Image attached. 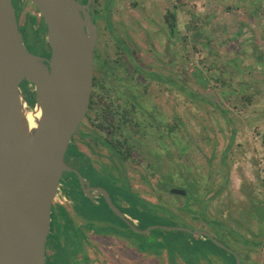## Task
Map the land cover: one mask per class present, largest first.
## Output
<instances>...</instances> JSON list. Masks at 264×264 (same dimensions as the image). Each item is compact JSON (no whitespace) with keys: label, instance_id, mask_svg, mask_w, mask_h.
<instances>
[{"label":"rangeland","instance_id":"374dc122","mask_svg":"<svg viewBox=\"0 0 264 264\" xmlns=\"http://www.w3.org/2000/svg\"><path fill=\"white\" fill-rule=\"evenodd\" d=\"M91 5L100 6L97 10L104 14L118 8L114 18L122 14L130 30L138 28L143 34L144 68L154 71V80H144L143 155L155 158L160 171L168 169L171 183L164 190L182 189V181H192L189 187L196 197L210 199L203 212L195 203L192 213L181 211V226L211 230L210 222L216 220L222 226L211 232L215 238L243 257L244 264H263L264 247L259 246L264 243V0H91ZM171 14L174 19L168 23L166 15ZM20 15L31 42L37 19L24 11ZM126 165L130 184L144 199L158 203L155 197L162 196V202L174 208L171 197L177 195L145 192L148 185L132 176V164ZM136 166L147 175L144 163ZM148 176L154 186L162 179ZM124 193L135 207L142 205L139 197ZM126 209L145 224L143 229L167 226V217L158 212ZM103 210L89 212L97 230L121 232L154 254L166 252L169 264H176V257H186V264H207L208 257H216L218 264H234V258L212 242L208 249L189 245L188 239L197 238L158 228L134 235Z\"/></svg>","mask_w":264,"mask_h":264},{"label":"water","instance_id":"95a60500","mask_svg":"<svg viewBox=\"0 0 264 264\" xmlns=\"http://www.w3.org/2000/svg\"><path fill=\"white\" fill-rule=\"evenodd\" d=\"M28 1L45 24L48 60L25 48L12 0H0V264H45L50 212L61 175L73 171L82 181L64 163V155L89 103L96 42L88 14L91 0L85 5L76 0ZM22 81L33 87L31 107L20 90ZM28 114L36 116L33 127ZM99 191L112 214L134 235L157 228L184 231L208 239L229 253L234 264H241L240 257L209 231L178 224L140 228L138 217L121 212ZM168 193L186 196L180 188Z\"/></svg>","mask_w":264,"mask_h":264},{"label":"flooded vegetation","instance_id":"af4514ba","mask_svg":"<svg viewBox=\"0 0 264 264\" xmlns=\"http://www.w3.org/2000/svg\"><path fill=\"white\" fill-rule=\"evenodd\" d=\"M76 1L81 5L86 3ZM12 5L19 36L25 48L30 53L48 60L50 49L45 41L46 27L43 19L28 0H12ZM97 7L100 6H92L90 3L88 12L96 29L89 103L83 119L71 135L64 155V163L77 171L82 181H79L73 171L62 173L51 207L45 255L49 236L53 233L56 223L65 222L67 226L73 225V228L80 222L94 225L96 220L89 215V212H96V209L109 210L99 190L107 193L111 201L124 213H128L125 212L126 207L129 208L130 203L132 204L124 196L125 191L127 194L139 197L140 200L144 199L140 194L142 192L130 184L126 163L132 164V176L148 185L150 190L145 192L152 190L155 195L158 191L160 178H157L156 186L151 185L149 174L168 179L165 174L168 169L164 168L160 171L157 160L150 156L144 157L141 148L144 80L145 78L154 80L151 78L154 71L144 68L143 34L138 32V28L130 30L122 19L124 18L122 14H119L118 19L114 18V14L119 13L118 8L113 7L104 14L102 10L98 11ZM21 11L37 19V22H34L35 39L31 42L25 35L26 22L21 19ZM20 90L31 107L34 103L32 85L22 81ZM138 163H144L147 167V175L141 173L136 166ZM155 198L158 202L157 197ZM141 208L136 205L137 212ZM195 225L191 224V227L203 229ZM103 230L106 233L101 237L113 236L112 231ZM206 231L211 233L214 229ZM115 235L118 240H125L121 232ZM263 244L261 243L259 247H264ZM240 260L241 263H245L243 257H240Z\"/></svg>","mask_w":264,"mask_h":264},{"label":"crops","instance_id":"0c3cea01","mask_svg":"<svg viewBox=\"0 0 264 264\" xmlns=\"http://www.w3.org/2000/svg\"><path fill=\"white\" fill-rule=\"evenodd\" d=\"M53 230L49 236L45 264H169L166 252L154 254L152 249L150 251L138 247L134 240L120 241L112 235L103 238L101 235L106 231L97 230L91 223L80 222L73 228V225L67 226L65 222H59L54 225ZM69 230L72 232L69 233ZM187 241L189 245L198 244L199 247L210 248L206 238L198 237ZM181 258L176 257L175 263L186 264V257ZM206 263L218 264L219 261L216 257H208Z\"/></svg>","mask_w":264,"mask_h":264},{"label":"trees","instance_id":"16d2710c","mask_svg":"<svg viewBox=\"0 0 264 264\" xmlns=\"http://www.w3.org/2000/svg\"><path fill=\"white\" fill-rule=\"evenodd\" d=\"M170 18L174 19V15L173 14L166 15V21H168V23L171 22V21L169 22ZM170 25L172 26V23ZM151 78L153 79V77H151ZM263 141H264V137H263ZM226 168L227 167L225 165V159L223 157V160H222V171L225 174V179H227V176H226L227 175V173H226L227 169ZM184 170L185 169H183V171ZM179 174L181 176H183V173H179ZM170 181H171V179L169 177H168V179H160L159 182H158V191H164L165 193L168 194V191L164 190L163 188L166 185L170 184L171 183ZM183 184H185V186ZM192 184H193L192 181H184V182L182 181V185H183L182 189L185 190L186 196L185 197H180V196L171 197V198H173L176 201V203L173 206L174 208L170 209L168 205H166V204H164L162 202V196H157L158 203L152 204L151 202L147 201L146 199L141 200V202H142V205H141L142 211L145 214L146 213L147 214H149V213L153 214L154 212H158L159 215H162V217H165V218L167 217L168 219L166 218L165 222H163V223H166V225H176V224L182 225V224H180V221H181V218H182V216L180 214L181 211H186V212L192 213L193 211L191 210L190 206H191L192 203H195V204H198L199 210L201 212H203L204 208L207 206V201L210 200V199H206V200L199 199V197H196V195H195V194H197L196 191L194 192V190H192L189 187V186H192ZM199 202H201L203 205L200 204ZM130 207L133 208L132 211H131V212H133L136 209L135 203L134 202H132V204L130 203ZM200 211H194V212H200ZM131 215L133 216V214H131ZM169 216L172 217L173 221L171 220V218ZM182 220H184V219L182 218ZM204 220H205V222H210V220H208L206 218H204ZM210 225H212V227L214 229V231H213L214 233L218 232V229H216V228H219V226H222L216 220H212L210 222ZM139 227L140 228H144L145 224L142 225V223L141 224L139 223ZM216 239H218V238H216ZM208 242H210V241L208 240ZM241 264H243V263H241Z\"/></svg>","mask_w":264,"mask_h":264},{"label":"bare ground","instance_id":"6f19581e","mask_svg":"<svg viewBox=\"0 0 264 264\" xmlns=\"http://www.w3.org/2000/svg\"><path fill=\"white\" fill-rule=\"evenodd\" d=\"M33 117H36V116H33L31 114H28L27 116L30 127H33L34 125Z\"/></svg>","mask_w":264,"mask_h":264}]
</instances>
